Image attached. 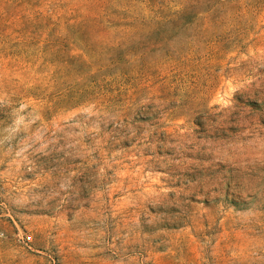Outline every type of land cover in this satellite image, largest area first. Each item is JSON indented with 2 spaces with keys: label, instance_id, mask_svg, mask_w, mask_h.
Listing matches in <instances>:
<instances>
[{
  "label": "rangeland",
  "instance_id": "374dc122",
  "mask_svg": "<svg viewBox=\"0 0 264 264\" xmlns=\"http://www.w3.org/2000/svg\"><path fill=\"white\" fill-rule=\"evenodd\" d=\"M0 264H264V0H0Z\"/></svg>",
  "mask_w": 264,
  "mask_h": 264
}]
</instances>
